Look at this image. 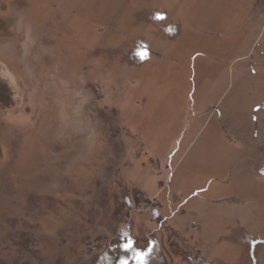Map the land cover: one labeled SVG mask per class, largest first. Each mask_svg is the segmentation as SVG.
<instances>
[{
  "label": "rangeland",
  "instance_id": "1",
  "mask_svg": "<svg viewBox=\"0 0 264 264\" xmlns=\"http://www.w3.org/2000/svg\"><path fill=\"white\" fill-rule=\"evenodd\" d=\"M0 85V264H264V0H0Z\"/></svg>",
  "mask_w": 264,
  "mask_h": 264
},
{
  "label": "flooded vegetation",
  "instance_id": "2",
  "mask_svg": "<svg viewBox=\"0 0 264 264\" xmlns=\"http://www.w3.org/2000/svg\"><path fill=\"white\" fill-rule=\"evenodd\" d=\"M7 93L8 92H4V91H1L0 90V101L2 102V101H4V98H8V99H10L9 98V96L7 95ZM114 248V247H113ZM112 251L113 252H116V250L115 249H112ZM146 253H147V251H145L144 253H140V252H136V253H134L135 255H134V257H133V264H139V262H140V259H141V257L143 258V260L146 258ZM116 255V258H118V254L117 253H115ZM106 255V254H105Z\"/></svg>",
  "mask_w": 264,
  "mask_h": 264
},
{
  "label": "crops",
  "instance_id": "3",
  "mask_svg": "<svg viewBox=\"0 0 264 264\" xmlns=\"http://www.w3.org/2000/svg\"><path fill=\"white\" fill-rule=\"evenodd\" d=\"M0 90L5 92V90L3 89V87H2L1 85H0ZM6 92H7V91H6ZM211 184H212V183H210L209 188L206 187V188L204 189V190H205L206 192H208V193H209V190H210ZM247 189H248V188H247ZM247 192H248V190H247ZM211 200H212V199H211ZM134 252H135V251H133V253H134Z\"/></svg>",
  "mask_w": 264,
  "mask_h": 264
},
{
  "label": "snow or ice",
  "instance_id": "4",
  "mask_svg": "<svg viewBox=\"0 0 264 264\" xmlns=\"http://www.w3.org/2000/svg\"><path fill=\"white\" fill-rule=\"evenodd\" d=\"M144 55H146V53L144 54ZM127 247H131V243H129L128 245H127ZM141 260H143V258L141 257Z\"/></svg>",
  "mask_w": 264,
  "mask_h": 264
}]
</instances>
